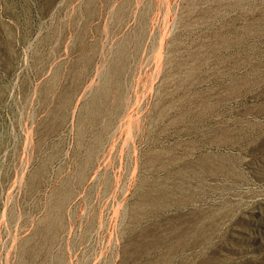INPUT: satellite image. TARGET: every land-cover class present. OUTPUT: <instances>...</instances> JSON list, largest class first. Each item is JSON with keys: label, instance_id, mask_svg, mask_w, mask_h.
I'll list each match as a JSON object with an SVG mask.
<instances>
[{"label": "rangeland", "instance_id": "rangeland-1", "mask_svg": "<svg viewBox=\"0 0 264 264\" xmlns=\"http://www.w3.org/2000/svg\"><path fill=\"white\" fill-rule=\"evenodd\" d=\"M0 264H264V0H0Z\"/></svg>", "mask_w": 264, "mask_h": 264}]
</instances>
